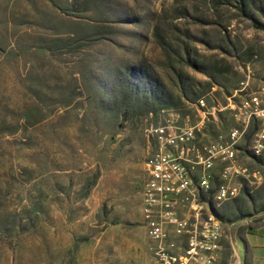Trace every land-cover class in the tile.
<instances>
[{"label":"rangeland","instance_id":"374dc122","mask_svg":"<svg viewBox=\"0 0 264 264\" xmlns=\"http://www.w3.org/2000/svg\"><path fill=\"white\" fill-rule=\"evenodd\" d=\"M261 84L264 0H0V264H151L145 131L159 110L192 124L199 98L220 109L200 133L236 129L253 176L214 204L219 173L203 172L222 231L214 264H248L264 144L248 153L254 124L237 113Z\"/></svg>","mask_w":264,"mask_h":264},{"label":"built area","instance_id":"2783aa9c","mask_svg":"<svg viewBox=\"0 0 264 264\" xmlns=\"http://www.w3.org/2000/svg\"><path fill=\"white\" fill-rule=\"evenodd\" d=\"M239 85L243 89L244 84ZM244 98L238 106V125L244 127L248 121L254 124L246 150L257 157L264 144V84ZM194 110L198 116H194L192 124L185 116L179 118L159 110L156 114L161 121L158 117L145 131L151 146L144 160L146 179L139 216L145 237L154 244L151 264H214L222 231L219 221L200 200L209 192L203 172L211 171L215 165L219 173L218 184L209 195L214 204L237 195L240 185L236 186L235 179L249 187L248 177L253 178L236 158L240 135L236 129H230L225 137L210 139L200 133L204 121L207 117L214 119L219 107L207 108L199 98ZM162 113L169 120L163 121Z\"/></svg>","mask_w":264,"mask_h":264},{"label":"crops","instance_id":"0c3cea01","mask_svg":"<svg viewBox=\"0 0 264 264\" xmlns=\"http://www.w3.org/2000/svg\"><path fill=\"white\" fill-rule=\"evenodd\" d=\"M248 236V243L253 242L252 244L254 245V247L249 246L247 250V255L249 256L248 264H264V222L257 230L250 232Z\"/></svg>","mask_w":264,"mask_h":264}]
</instances>
